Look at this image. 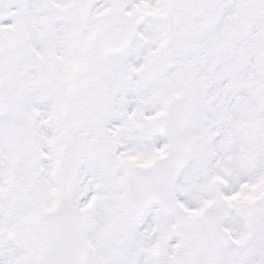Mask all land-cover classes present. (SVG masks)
<instances>
[{"label": "snow or ice", "instance_id": "1", "mask_svg": "<svg viewBox=\"0 0 264 264\" xmlns=\"http://www.w3.org/2000/svg\"><path fill=\"white\" fill-rule=\"evenodd\" d=\"M0 264H264V0H0Z\"/></svg>", "mask_w": 264, "mask_h": 264}]
</instances>
